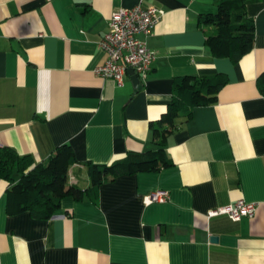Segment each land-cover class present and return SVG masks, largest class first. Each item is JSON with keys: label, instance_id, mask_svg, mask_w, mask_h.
<instances>
[{"label": "crops", "instance_id": "1", "mask_svg": "<svg viewBox=\"0 0 264 264\" xmlns=\"http://www.w3.org/2000/svg\"><path fill=\"white\" fill-rule=\"evenodd\" d=\"M137 6L164 13L140 36L156 59L147 79L127 73L119 87L95 73L100 42L113 13ZM216 11L214 0H0V147L41 164L70 145L69 184L81 189L89 163L157 149L178 79L228 80L168 138L171 167L118 177L96 203L66 198L46 221L10 216L0 179V264H264V0L247 4L254 48L237 63L207 46L200 17ZM157 191L169 201L147 204ZM240 200L254 218L211 216Z\"/></svg>", "mask_w": 264, "mask_h": 264}, {"label": "trees", "instance_id": "2", "mask_svg": "<svg viewBox=\"0 0 264 264\" xmlns=\"http://www.w3.org/2000/svg\"><path fill=\"white\" fill-rule=\"evenodd\" d=\"M254 0H214L217 11L200 17V26L207 46L219 58L239 62L254 48L255 21L247 15V4ZM228 84L224 74L197 78L185 76L174 84L173 100L167 112L153 127L154 151L129 153L111 164H88L91 186L81 189L69 184V170L77 163L70 145L57 147L41 164L31 156H20L13 149L0 147V179L8 182L7 213L10 216L29 214L33 219L46 221L60 210L62 201L99 200L101 186L121 176L138 173H157L173 165L167 158L168 138L192 118L196 107L214 105ZM264 95V73L258 79ZM16 175L19 176L17 181Z\"/></svg>", "mask_w": 264, "mask_h": 264}, {"label": "built area", "instance_id": "3", "mask_svg": "<svg viewBox=\"0 0 264 264\" xmlns=\"http://www.w3.org/2000/svg\"><path fill=\"white\" fill-rule=\"evenodd\" d=\"M163 11L156 8L120 9L113 13L110 20V30L100 42L101 49L107 54V60L95 73L103 79L112 80L119 87L124 85V79L129 69L141 79H147L155 54L140 39L148 35L160 23ZM170 195L167 191H157L148 195L147 204L167 203ZM257 206L240 200L234 204L221 207L211 213V216L227 215L233 222L244 218H254Z\"/></svg>", "mask_w": 264, "mask_h": 264}, {"label": "water", "instance_id": "4", "mask_svg": "<svg viewBox=\"0 0 264 264\" xmlns=\"http://www.w3.org/2000/svg\"><path fill=\"white\" fill-rule=\"evenodd\" d=\"M128 74L132 75L137 85L140 83L139 77L135 74V72L132 69L128 70Z\"/></svg>", "mask_w": 264, "mask_h": 264}]
</instances>
